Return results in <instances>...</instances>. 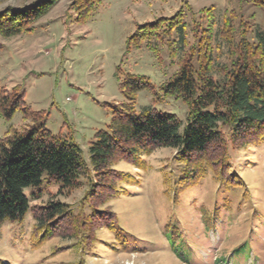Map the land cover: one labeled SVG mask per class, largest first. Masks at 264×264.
Wrapping results in <instances>:
<instances>
[{"label": "rangeland", "instance_id": "obj_1", "mask_svg": "<svg viewBox=\"0 0 264 264\" xmlns=\"http://www.w3.org/2000/svg\"><path fill=\"white\" fill-rule=\"evenodd\" d=\"M36 1L0 0V11ZM100 1L97 10L80 23L75 4L81 5V0H59L27 32L0 39V94L17 92L23 95L24 108L47 113L46 129L54 135L71 134L86 159L95 134L107 128L112 109L126 103L119 84L127 76L145 78L153 87L136 94L137 114L153 111L185 123L187 106L162 97L161 87L192 49L196 55L201 9H214L212 40L207 42L220 65L228 62L229 55L219 33H213L221 29L225 18L231 15L234 27L244 31L251 44L250 31L264 28V0ZM181 12L187 25L183 52L173 53L162 44L151 51L145 43L140 48L129 43L139 26ZM30 124L20 111L11 120L0 115V138L10 128L20 130ZM229 146L225 172L207 171L189 188L179 185L182 167L174 150H155L142 159L143 169L119 162L115 170L131 176L133 183L117 182L119 193H111L98 206L99 212H109L110 224H94V230L84 226L82 235L73 240L63 237L69 231L63 227L37 246L43 237L28 215L22 223L0 229V264H264V140L258 145ZM184 178L191 182L194 174ZM232 180L235 185L226 186ZM81 182L74 190L45 186L40 198L31 199L30 204L35 210L50 201L63 203L83 220L92 213L89 183ZM172 226L181 232L186 257L176 254L167 240V228ZM244 244L248 257L235 256Z\"/></svg>", "mask_w": 264, "mask_h": 264}, {"label": "trees", "instance_id": "obj_2", "mask_svg": "<svg viewBox=\"0 0 264 264\" xmlns=\"http://www.w3.org/2000/svg\"><path fill=\"white\" fill-rule=\"evenodd\" d=\"M58 1L38 0L22 8L3 9L0 11V39L8 40L27 32ZM80 3L82 6L76 2L75 7L77 21L82 23L97 10L101 1L81 0ZM213 11V7L200 10L198 22L205 26L197 22L200 41L194 50L196 55L192 49L180 62L178 71L161 87L162 97H173L187 106L189 113L185 123L173 115L153 111L137 114L134 111L136 94L153 87L145 78L127 76L119 84L126 103L112 109L107 128L95 134L86 159L71 134L54 135L46 129L47 113L24 108L23 95L17 92L0 94V115L4 119L11 120L20 111L24 121H31L23 129L10 128L0 138V229L6 224L22 223L30 215L43 237L34 246L41 245L52 233H61L63 227L69 230L66 234L64 231L63 237L66 235L73 240L82 235L84 226L94 230V224L112 221L109 212H99L98 206L106 202L111 193H119L115 187L117 182L127 186L133 183L131 176H121L115 170L119 162L143 169L142 159L155 150H174L175 159L182 167L183 180L179 185L189 188L200 182L207 171L225 172L229 145L232 148L239 144L258 145L264 140V28L249 30L254 40L251 44L244 31L234 27V18L231 15L225 18L221 29L213 33L214 36L219 33L229 55L228 62L220 65L215 63L207 42L212 40ZM182 17L181 12L173 18H160L139 26L128 41L135 48L145 43L146 48L156 51L162 44L173 53L183 52L187 25ZM240 33L242 36L234 39ZM190 173L194 174L193 182L184 178L191 176ZM82 179L89 183L87 199L91 201L92 213L89 217L80 220L69 206L59 202L50 201L35 210L31 206V199L38 200L45 186L54 184L61 190H74L81 186ZM234 183L232 180L226 186ZM167 229V240L173 251L188 256L182 247L181 232L175 226ZM119 238L127 244V240ZM248 255L245 244L235 251L237 257ZM224 261L219 259L218 262Z\"/></svg>", "mask_w": 264, "mask_h": 264}]
</instances>
